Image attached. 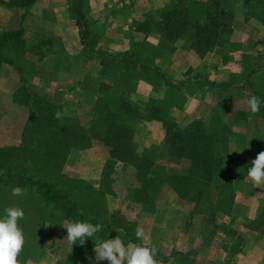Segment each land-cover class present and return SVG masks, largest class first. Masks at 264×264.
Segmentation results:
<instances>
[{
	"label": "rangeland",
	"instance_id": "obj_1",
	"mask_svg": "<svg viewBox=\"0 0 264 264\" xmlns=\"http://www.w3.org/2000/svg\"><path fill=\"white\" fill-rule=\"evenodd\" d=\"M237 5L241 6L240 3ZM253 6L263 21L264 4ZM242 15L247 16L243 11ZM102 19L93 24L103 23ZM80 22L81 31L85 33L81 53L61 49L53 39L52 49L47 50L48 44L44 42L48 36H42L45 38L42 49L36 48L38 35L44 33L40 24L35 33L29 31L24 36L25 46L18 50L11 45L3 50V55L16 70L11 74H0V81H4V86L6 84L0 90V151L12 155L2 164L4 167L0 164V176L17 181L18 169L28 168L32 158L29 156L34 154L37 155L34 164H42L39 160L43 152L39 143L42 132L49 141L62 140L52 148L59 150L57 166L60 169L47 170L45 173L50 174L49 178L41 172L38 175L71 192L72 200L85 207L86 219L83 221L92 224L114 221L110 236L101 231L100 239L119 236L125 243L155 246L157 264H253L252 259L259 256L254 243L264 245V232L251 229L264 209V188L256 187L249 177H244L237 187H233L236 192L232 201L228 198V190H223L224 195L219 200L214 193L198 198L197 189L181 198L171 190L173 181L169 180L155 195H134L138 189L136 168L131 163L109 159L108 149L102 142L100 120L107 109L124 114L126 102L138 108L140 117L121 115L120 124L126 125L132 136L128 144L145 160L144 172L168 178L183 173V170L171 163L155 165L149 170L147 164L160 163L166 157L161 154L165 131L160 122L144 119L150 117L152 109L159 104L163 111L160 117L165 116L169 123L181 126L195 118H209L214 112L223 123L232 119L228 122L227 162L234 168L239 161L245 171V164L246 169L250 168V162L264 151V122L257 113L256 118L252 117L246 100L254 90L264 93V78L255 76L252 88L247 87L246 93L235 90L239 87H232L234 92L228 91L226 96L220 91L228 84L245 81V58L262 55L264 41L262 49L253 53L243 51L235 41L227 42L204 58L198 57L200 61L191 62L183 51L173 59L171 57V49H185L183 41L162 43L155 33L135 36L125 31L127 52L140 56L144 65L160 70L164 79L155 81L151 75L139 71L125 73L121 64L112 61L116 53H108L107 49L97 46L103 33L93 26L91 29L87 16ZM138 26L130 29L136 30ZM106 34L113 35L110 30ZM33 48L40 50V65L33 64L29 58ZM4 61L2 59V63ZM257 63L255 59L250 61L249 68ZM172 82L186 85L179 90L169 89L167 86ZM168 91L169 96H166ZM151 123L155 125H149ZM221 180V184L228 186L229 179ZM0 197H7L3 200L24 210L25 216L20 221L30 224L25 227L24 234L41 230L37 238L39 250L27 260L18 258L20 264H58L76 250L74 245L68 244L67 231L61 226H66L69 220H44V210L34 195L23 192L21 196H13L12 192H6ZM3 211L4 208L0 213ZM118 226L122 228L118 229ZM138 226L145 231L142 241L135 236ZM98 242L91 239L85 242L84 246L89 249L79 252V264H94V247ZM100 264L108 262L101 261Z\"/></svg>",
	"mask_w": 264,
	"mask_h": 264
},
{
	"label": "trees",
	"instance_id": "obj_2",
	"mask_svg": "<svg viewBox=\"0 0 264 264\" xmlns=\"http://www.w3.org/2000/svg\"><path fill=\"white\" fill-rule=\"evenodd\" d=\"M35 1L36 0H10L7 4L3 5L7 8L25 10L35 3ZM68 1L69 16L76 21L79 28L81 45L84 46L85 33L81 31L80 21H83L86 17L87 2L86 0ZM237 3H240L242 11L249 18L260 20L259 11L257 12L253 5H263L264 0H172L171 3L160 12L158 21H146L140 24L136 31L139 33H155L162 43L175 44L178 41H183V48L192 50L199 58H204L207 54L214 52L216 49H221L229 41L232 34V22ZM74 6L76 7L75 10H73ZM22 35L23 32L19 30L7 32L0 37V66L3 63L13 65L11 61L5 58L2 52L5 50V47L8 48V46L11 45L17 47L16 49L18 50L21 46H25V42L21 38ZM44 44L46 43L44 42ZM171 51L173 53L175 50L171 49ZM2 59L5 60L3 63ZM112 59L116 64L119 63L122 65L121 69H123L125 73L139 71L145 75H151L155 81L164 79L163 76L160 75L159 69L154 70L152 66L149 67L144 65L142 62L143 59L140 56H135L125 51L116 53V56L112 57ZM254 59L258 61V63L251 65L249 68L250 61ZM255 76L260 79L264 78V53L253 57L247 56L245 58V81L242 82V84L241 81L237 82L239 84H228L225 86L226 89L220 91V93L223 94L222 96H226V92H234V90L232 91V87H239V89L235 90L246 93L247 87L252 88V80H254ZM184 85L186 84L179 83L177 85L172 82L171 84L169 83L167 87L169 89L179 90V88H182ZM166 96H169V91ZM172 96L171 98H174ZM254 96L264 101V93L260 90H254L250 96L246 97V100L248 101V99ZM124 105L126 106L124 114L128 116L136 114L140 117L141 112L138 108L129 102H126ZM151 112L152 115L144 120L158 121L164 128L165 140L163 142L161 154H166V157L160 163L150 162L147 164L149 170L150 167L155 165L163 166V164L171 163L176 165L178 167L177 169H182L183 173L167 178L166 176L160 175L154 176L150 174V171L144 172L143 168L146 167L145 160L142 157L140 158V152L136 153V151L132 149L131 144H128L132 136L127 130V126L120 124L121 115L124 114L119 115L107 109L104 111V116L100 120L101 126H103L102 142L108 149L109 159L128 164L131 163L136 168L135 178L138 184L136 188L138 189H134V195L139 194L143 196L148 193L155 195L159 191L161 185L172 180V186H170L171 190L181 198H186L192 189H197L198 198L203 197L207 193H214L215 197L218 199L224 195L223 190H228V198L232 201L236 192L233 187H237L244 177H248L246 164L245 171H243V164L241 162H236L234 168L229 167L227 162V146L230 141L228 137V133L230 132L228 122H231L232 119L223 123L214 112H212L209 118H195L188 124L181 126L175 123H169L165 116L163 118L160 117V113L163 112L160 104L156 105ZM166 112L169 113V109H166ZM251 115L253 118H256V114ZM257 115L259 116L258 118L264 122V105H262ZM40 138H42V140H39V143L43 146V152L40 154L39 160L42 164H34L33 161L37 157V155L34 154L29 156L32 157L31 164L28 166L30 170L23 167L18 169L20 173L17 181L11 178L3 179L4 175H1L0 195H5L6 192H12L14 187H20L23 189V192H27L31 196L34 195V198L41 206L40 208L44 210V215L42 216L44 220L52 218H58L60 221L64 219L69 221L85 220V207L72 200L70 191L64 190L56 183L46 180V178H41L38 175V172H41L49 178L50 174L45 173L47 170L60 169V166H57L60 159L59 150H53L52 148L62 141L59 139L49 141L47 137L42 136V132ZM48 141L52 142V144H49ZM11 156L12 155H6L4 152L0 151V164L2 167H4V162L8 161ZM225 178L229 179L228 186L220 182L222 181L221 179L225 180ZM31 190L35 191L33 192ZM3 198L0 197V211L3 210V208L17 206L12 205L8 200H3ZM18 224L23 231L26 230L25 227L30 226L29 223L23 221H18ZM93 224L97 223L94 222ZM112 224H114V221L101 224L103 225L102 232H104L105 235L110 236ZM254 224L255 226L251 227V229L264 232V209L257 217ZM117 228L120 229L122 227L118 226ZM40 232L41 230L39 228L36 232L34 231L33 234L29 231L24 234L25 244L18 258L27 260L39 250L37 238ZM74 247L76 250L74 249L75 251L71 255L58 264L80 263L79 252L89 248L84 245H74Z\"/></svg>",
	"mask_w": 264,
	"mask_h": 264
},
{
	"label": "crops",
	"instance_id": "obj_3",
	"mask_svg": "<svg viewBox=\"0 0 264 264\" xmlns=\"http://www.w3.org/2000/svg\"><path fill=\"white\" fill-rule=\"evenodd\" d=\"M9 1L10 0H0V37L7 32L21 30L23 32L21 38L25 42L24 36L29 31L35 33L37 25L40 24L44 27V33L43 35H38V41H35L37 45L36 48L42 49V41L45 39L42 36H48V40L45 42L48 44L46 46L47 50H51L52 47L50 48V46L52 43L57 42L61 49L66 51L73 50L78 53L82 52L83 46L81 45L79 28L76 21L69 16L68 0H36L35 3L25 10L9 9L5 7L3 4H7ZM171 1L172 0H86V16L91 21V23L89 22L91 26H89L91 29L93 26L96 31L103 33L97 46L102 47L104 50L107 49L108 53H122L127 51L125 31H128L127 34L140 36L141 33L137 32L135 29L131 30L130 28L138 26L146 21H158L160 12L166 8ZM100 18H103V23H100ZM96 20L100 22L94 25L93 21ZM232 28L231 41L230 39L228 41L229 44L235 41L241 45L242 50L244 49L243 51L250 53L262 49L264 41V20L260 21L249 18L248 16L244 17L242 15L241 6L237 5ZM109 30L112 31L113 35L106 34ZM34 40H36V38ZM36 48H33L34 51L31 52L32 55L29 56V58L33 64L40 65V60H42V58L41 54L38 53L40 50L38 51ZM181 51L188 55L191 62L200 61L193 51L188 49H178L174 51L171 55L172 59L177 54H181ZM92 63L91 61V64ZM15 70L13 65L3 63L0 68V74H11L15 72ZM69 70L71 72L73 66H71ZM3 84L4 81H0V90L5 88L6 84L5 86ZM149 125L153 126L155 124L151 123ZM149 125H147L148 128ZM254 246V250L259 256H257V259H252L253 264H264V245L254 243Z\"/></svg>",
	"mask_w": 264,
	"mask_h": 264
},
{
	"label": "clouds",
	"instance_id": "obj_4",
	"mask_svg": "<svg viewBox=\"0 0 264 264\" xmlns=\"http://www.w3.org/2000/svg\"><path fill=\"white\" fill-rule=\"evenodd\" d=\"M264 101L259 97H251L247 101V109L251 114L260 111ZM59 113L56 114L59 118ZM251 167L247 169V176L258 188H264V151L257 154L252 160ZM23 189L14 187L13 196H21ZM24 210L19 207L5 208L0 214V264H20L18 256L25 244V235L18 221L23 220ZM67 231L68 244L84 245L88 239L99 241L94 247V264L107 261L108 264H157L155 259L157 249L155 246H144L142 244L125 243L119 236L113 239H100L98 234L103 225L92 224L87 221H69L67 225L61 224ZM138 240L145 238V231L138 226L135 230Z\"/></svg>",
	"mask_w": 264,
	"mask_h": 264
}]
</instances>
